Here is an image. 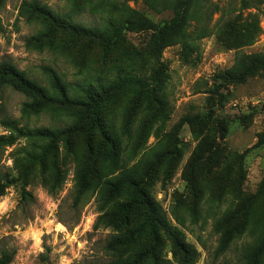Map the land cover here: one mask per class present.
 Instances as JSON below:
<instances>
[{
	"label": "rangeland",
	"instance_id": "obj_1",
	"mask_svg": "<svg viewBox=\"0 0 264 264\" xmlns=\"http://www.w3.org/2000/svg\"><path fill=\"white\" fill-rule=\"evenodd\" d=\"M24 1L33 0H0V64L10 63L48 88L56 102L52 73L73 88L92 84L96 77L116 86L103 114L122 144V164L150 162L145 187L168 216L175 203L183 204V225L172 224L199 252L196 264H240L243 250L264 238V73L245 84L224 83L221 76L236 56L264 52V5L251 2V8L242 9L240 0H202V7L211 9V36L192 47L176 45L156 53L151 39L173 15L152 11L145 0H36L62 19L99 27L112 38L119 34L110 47L58 34L53 49L41 50L28 44L40 27L20 17ZM140 17L152 27L141 25ZM126 78L142 86L121 83ZM26 102L21 94L0 87V120H15L24 130L63 129L79 118L75 115L83 116L80 109L59 103L32 115L23 112ZM83 127L86 131L87 122ZM9 134L0 124V137ZM32 143L44 145L36 138L15 137L13 145L3 148L0 142V171L16 179L0 197V253L13 252L11 264L107 262L102 249L111 232L93 230L94 197L73 205L75 166L71 157L63 164L65 139L59 141V167L66 179L56 196L47 193L39 178L23 185V149ZM84 143L82 133L73 142L80 148ZM41 173L37 166L34 174ZM21 188L31 194L32 203L22 202ZM196 205L200 217L194 222L190 214ZM224 213L231 215L232 227L243 225V216L249 226L215 257L218 235L213 224ZM164 252H169L168 243Z\"/></svg>",
	"mask_w": 264,
	"mask_h": 264
},
{
	"label": "trees",
	"instance_id": "obj_2",
	"mask_svg": "<svg viewBox=\"0 0 264 264\" xmlns=\"http://www.w3.org/2000/svg\"><path fill=\"white\" fill-rule=\"evenodd\" d=\"M145 1L152 11L169 12L173 15L172 19L159 26L153 35L151 48L154 52L160 53L176 45L192 47L194 43L211 36L208 30L211 9L209 6L203 8L202 0ZM31 2L22 3L19 15L27 23L39 25L40 30L28 40V44L37 50L53 49L58 34L96 40L105 47L112 46L119 36L116 32L112 38L99 27H87L73 22L69 17L62 19L38 1ZM251 2H254L256 7L264 5V0H240L242 9L251 8ZM127 11L134 12L130 9ZM139 19L141 25L151 26L150 20L145 17ZM255 32L258 33L256 22ZM248 39L251 43L252 34H248ZM262 73H264V52L240 54L236 56L235 64L224 72L221 79L224 83L245 84L248 79ZM52 83L53 89L59 94L57 102L50 95L48 88L27 78L12 64L6 62L0 64V87H8L27 100L23 104L24 113L38 115L47 110L50 104L59 103L76 110L80 109L83 115L82 118L75 115L79 118H74L71 124L63 129L24 130L18 128L15 120H0L1 126L10 132L9 136L0 137V142H3L2 148L13 145L15 137L36 138L44 143L42 146L32 143L23 149L27 162L23 185L28 184L29 179L39 178L40 185L49 195L56 196L60 192L66 179V174L59 167L62 148L59 141L64 138V153L61 155L63 164L65 165L71 157L75 166L71 192L73 205L76 206L94 197L97 217L93 230L111 232L102 249L109 260L100 264H196L200 257L199 252L172 224V221H175L176 224L183 225V218L179 214V208L183 204L175 203L168 216L145 187L150 162L140 159L130 166L122 164V144L103 114V105L109 102L112 92L117 87L112 84L104 85L96 77L92 83L94 86L84 82L83 85L73 88L64 84L55 73H52ZM121 83L142 86V82L134 78H126ZM160 85H162L159 87L161 91L164 86L162 80ZM68 90H71L72 94H69ZM76 90L82 96H78ZM157 91L158 89L153 93L154 97ZM57 111V109L53 110L54 113ZM83 122L88 124L86 131ZM81 133L85 138L83 148L73 144L75 137ZM1 153L0 145V155ZM37 166L42 168L40 176L34 174ZM15 183L16 179L0 171V197ZM22 188V202L32 203L31 194ZM241 203L242 200L240 205ZM197 210L196 205L190 214L194 222L200 217ZM231 221V215L224 213L213 224V231L218 235L215 257L223 255L248 229L249 221L244 216L243 225L239 227H232ZM166 243L169 246L168 253L164 252ZM261 255H264V238L254 246H247L242 252L239 263L264 264ZM12 259L13 252L0 253V264H11Z\"/></svg>",
	"mask_w": 264,
	"mask_h": 264
}]
</instances>
